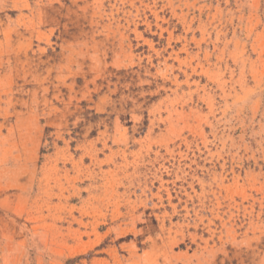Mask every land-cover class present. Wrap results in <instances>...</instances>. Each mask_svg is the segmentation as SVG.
Returning <instances> with one entry per match:
<instances>
[{"label":"rangeland","instance_id":"obj_1","mask_svg":"<svg viewBox=\"0 0 264 264\" xmlns=\"http://www.w3.org/2000/svg\"><path fill=\"white\" fill-rule=\"evenodd\" d=\"M0 264H264V0H0Z\"/></svg>","mask_w":264,"mask_h":264}]
</instances>
